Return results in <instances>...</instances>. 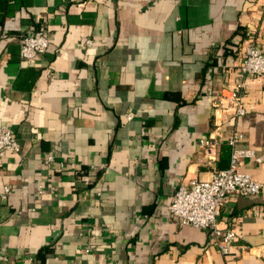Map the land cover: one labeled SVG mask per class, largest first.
Returning a JSON list of instances; mask_svg holds the SVG:
<instances>
[{
	"label": "crops",
	"instance_id": "1",
	"mask_svg": "<svg viewBox=\"0 0 264 264\" xmlns=\"http://www.w3.org/2000/svg\"><path fill=\"white\" fill-rule=\"evenodd\" d=\"M36 30L48 51L23 61ZM252 40L264 50V0H0V126L20 145L0 162V264H264V161H240L262 191L220 208L228 255L169 212L229 167L234 133L264 158Z\"/></svg>",
	"mask_w": 264,
	"mask_h": 264
},
{
	"label": "built area",
	"instance_id": "2",
	"mask_svg": "<svg viewBox=\"0 0 264 264\" xmlns=\"http://www.w3.org/2000/svg\"><path fill=\"white\" fill-rule=\"evenodd\" d=\"M20 58L23 61H32L45 54L49 48V40L43 30L28 31L19 35ZM91 44L90 41L87 42ZM240 72L244 78L264 76V50L259 49L254 41H249L244 48V57L240 65ZM245 86L243 81L238 90ZM238 116L245 115L240 94L235 92L230 98ZM244 136L234 133L228 145L231 148L230 164L227 169L216 170L208 180L194 181L190 188L181 185L175 192L169 206L171 217L182 226L206 229L211 232L212 238L219 252L223 255L230 253L237 234L232 230L222 231L218 227L217 218L220 208L227 197L231 195L251 196L260 193L262 184L254 180L249 174L240 172L242 159L253 160L256 163L264 161L263 157H256L252 150L238 149L236 145ZM212 148L215 143H202ZM20 145L12 131L7 126H0V162L9 153H17ZM53 161L49 156L47 162ZM10 189L5 187L0 193V204L7 197Z\"/></svg>",
	"mask_w": 264,
	"mask_h": 264
},
{
	"label": "trees",
	"instance_id": "3",
	"mask_svg": "<svg viewBox=\"0 0 264 264\" xmlns=\"http://www.w3.org/2000/svg\"><path fill=\"white\" fill-rule=\"evenodd\" d=\"M227 153L231 154V149H230V147H228V150L225 152V154H227Z\"/></svg>",
	"mask_w": 264,
	"mask_h": 264
}]
</instances>
